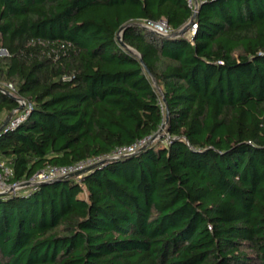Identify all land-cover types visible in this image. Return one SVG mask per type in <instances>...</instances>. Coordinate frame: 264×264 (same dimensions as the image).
Here are the masks:
<instances>
[{"label": "trees", "instance_id": "trees-1", "mask_svg": "<svg viewBox=\"0 0 264 264\" xmlns=\"http://www.w3.org/2000/svg\"><path fill=\"white\" fill-rule=\"evenodd\" d=\"M0 89L10 183L100 159L0 195V264H264V0H0Z\"/></svg>", "mask_w": 264, "mask_h": 264}, {"label": "built area", "instance_id": "built-area-1", "mask_svg": "<svg viewBox=\"0 0 264 264\" xmlns=\"http://www.w3.org/2000/svg\"><path fill=\"white\" fill-rule=\"evenodd\" d=\"M193 12L196 13V8L194 9ZM142 25L148 30L155 31L164 36H168L172 33L171 28L164 21H158V22L145 21L142 23ZM195 29H196V24L193 23V25L190 27V30H189L190 34ZM1 53L4 54V52H1ZM7 87L10 90L13 89L10 84L7 85ZM18 102L21 103L20 99H18ZM23 103H24V106H26L24 101ZM21 118H22V115L13 119L12 122L10 123V126H14V124L17 123ZM146 141L147 140H140L130 146L119 148L112 154V157H120V156L132 154L138 148L145 145ZM99 160L100 159L87 160L84 162H80L74 166H70V167H49L48 166L45 169L37 172L27 182H24L22 184L9 182L13 174L12 169L8 165H6L4 162L0 161V195L6 194L8 192L12 193L13 190L20 189L25 186H32V185L40 184V183L50 181L52 179H56L60 177H67L74 172L83 170L87 166H90L91 164L98 162Z\"/></svg>", "mask_w": 264, "mask_h": 264}, {"label": "water", "instance_id": "water-1", "mask_svg": "<svg viewBox=\"0 0 264 264\" xmlns=\"http://www.w3.org/2000/svg\"><path fill=\"white\" fill-rule=\"evenodd\" d=\"M194 18H195V13L192 14V16H191V18L189 19V21H188V22H187L182 28H180L179 30L173 32L172 34H170V35H168V36H164V37H166V38H177V37H179V36L185 34V33L190 29V27L193 25ZM125 27H126V25H124V26H122V27L120 28V31H119L118 36H117L118 42L120 43L121 46H124V47H125V45H124V43L122 42L121 34H122V31L125 29ZM150 31H151L152 33L158 35V36H163V35H161L160 33H157V32H155V31H152V30H150ZM126 48H127V47H126ZM127 49L130 50L129 48H127ZM141 64H142V66L144 67L145 71L149 74V71H148L147 67L144 65V63H143L142 61H141ZM0 90H1V89H0ZM21 104H23V101H22V100H21ZM18 108H21V106L18 107ZM166 114H167V109H166ZM11 115H12V113H10V114L5 118V120H4L3 124H2V126L5 125V124L9 121ZM160 132H161V130H159V131H158V132H157L152 138H150L147 144H149V143H151L152 141H154V139H155L156 137H159V136H160ZM145 146H146V145H145ZM90 168H91V166H87V167L84 168L83 170H81V171H77V172H74V173L70 174V175L67 176V177L78 176L79 174H81V173H83V172L89 170ZM63 178H66V177H60V178H57V179L59 180V179H63Z\"/></svg>", "mask_w": 264, "mask_h": 264}, {"label": "rangeland", "instance_id": "rangeland-1", "mask_svg": "<svg viewBox=\"0 0 264 264\" xmlns=\"http://www.w3.org/2000/svg\"><path fill=\"white\" fill-rule=\"evenodd\" d=\"M185 36H186L187 38H189V37H190V32L187 31V32L185 33ZM20 102H21V100H20ZM20 106H21V108H22V107L24 106V103H23V104L20 103ZM12 117H14V116L11 115L10 119H11ZM10 119H9V120H10ZM162 134H163V132H162ZM158 139H160V138H159V137H156V138L154 139V141H156V140L158 141ZM154 141H153V142H154ZM26 187H29V186H25V187H23V188H26ZM23 188L13 190L12 193H14V192H19V191L22 190ZM8 193H9V192H8ZM6 194H7V193H6Z\"/></svg>", "mask_w": 264, "mask_h": 264}]
</instances>
